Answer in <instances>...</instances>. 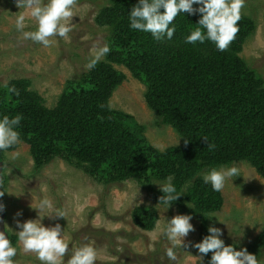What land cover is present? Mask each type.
Returning a JSON list of instances; mask_svg holds the SVG:
<instances>
[{"label": "trees", "instance_id": "16d2710c", "mask_svg": "<svg viewBox=\"0 0 264 264\" xmlns=\"http://www.w3.org/2000/svg\"><path fill=\"white\" fill-rule=\"evenodd\" d=\"M109 1L96 16L98 25L108 30L110 52L105 58L69 82L53 108L31 89L29 79L9 80L18 95L0 87V116L23 117L18 131L30 145L35 169L62 158L101 184L146 183L155 203L162 193L152 181L171 175L183 193L170 207L199 221L201 240L209 226L201 213L223 205L221 191H212L198 175L204 167L244 161L264 178V77L239 56L253 20L241 14L235 39L225 51H218L207 40L195 45L184 42L198 27V15L178 14L172 39L157 41L151 33L129 27V11L137 0ZM115 64L126 66L145 84L148 106L162 123L179 132L181 146L159 150L128 126L124 112L109 110L113 90L126 78ZM205 136L215 144L213 150ZM132 215L134 223L146 230L153 229L158 216L152 206H138ZM9 238L16 245L15 234ZM240 247L260 255L264 229ZM210 255H204L207 261Z\"/></svg>", "mask_w": 264, "mask_h": 264}, {"label": "rangeland", "instance_id": "374dc122", "mask_svg": "<svg viewBox=\"0 0 264 264\" xmlns=\"http://www.w3.org/2000/svg\"><path fill=\"white\" fill-rule=\"evenodd\" d=\"M108 4L109 0H77L71 19L72 30L64 38H50L53 43L44 48L25 40L15 30V17L20 11L25 12V31L34 30L35 22L27 11L19 9L16 0H0V84L11 79H29L31 89L44 98L46 106L53 108L68 83L79 80L88 71L84 67L88 58L107 43L108 30L98 25L96 16ZM241 14L253 20L254 28L239 56L247 67L264 77V0H245ZM114 66L126 78L111 94L112 108L124 112L128 126L155 148L181 146L183 140L181 137L178 141L179 132L172 125L162 123L156 111L148 106L145 84L126 66ZM0 152L4 165L1 185L12 193L5 192L2 196L8 236L19 230L16 219L23 222L37 218L35 208L39 200L48 198L66 215L55 220L45 216L44 225L60 223L70 244L92 242L97 249L96 264H169L163 257L168 242L160 235L164 221L177 214H190L181 213L176 207L164 211L150 197L146 183L118 180L101 184L58 157L35 169L30 145L22 140L15 148ZM17 152L19 156L14 155ZM233 163L239 166L242 176L226 181L221 190L223 205L212 212L221 222L215 217L208 220L209 225L221 228V238L226 245L234 244L238 248L250 244L264 229V178L244 161ZM207 169L204 167L198 175ZM162 181L154 179L151 185L159 189L154 183ZM137 201H140L138 205ZM138 206H152L157 210L153 229L146 230L134 223L132 214ZM17 211L22 215L16 217ZM190 216L195 231L185 240L199 242V221ZM16 246V264H40L35 254L25 253L17 242ZM199 255L202 254L190 245L187 248L181 245L175 264H208L207 258L203 256L200 261ZM256 256L264 264V247ZM67 258L66 255L65 264Z\"/></svg>", "mask_w": 264, "mask_h": 264}, {"label": "clouds", "instance_id": "9594fccd", "mask_svg": "<svg viewBox=\"0 0 264 264\" xmlns=\"http://www.w3.org/2000/svg\"><path fill=\"white\" fill-rule=\"evenodd\" d=\"M244 2L245 0H137L129 11V27L151 33L153 39L157 41L171 40L176 31L173 22L178 14L198 15L199 18L195 23L198 27L189 31L184 42L195 45L197 42L203 44L207 40L213 43L218 51H225L239 31L238 22L241 19ZM76 3L77 0H16L17 7L27 11L34 20L35 27L34 30L25 31V12L20 11L15 17V30L25 40H31L48 48L53 43L50 38H64L72 30L71 19L74 16ZM109 52L107 43L98 47L88 58L84 66L85 70L90 71L95 68ZM0 87L7 89L8 93L18 95L15 86L7 81L0 84ZM108 108L111 110L112 105L109 104ZM22 119L19 114L11 118L9 115L0 116V151L13 148L21 142L18 128ZM181 137H178V141ZM203 139L207 142L209 150L215 148V144L209 142L206 136ZM14 155L19 156V153ZM239 176H242L241 170L235 163L210 167L201 173L203 183L210 185L214 192H220L225 187L226 181L230 179L233 181ZM154 184L159 186L162 193L157 205L164 211L183 193L177 190L171 175L164 181ZM5 192L12 194L0 185V197ZM139 203L140 201L136 202L137 205ZM4 209L5 204L0 202V213ZM35 209L38 210L37 218L23 222L19 219L15 220L16 228L19 230L13 232L17 243L22 245L25 253L35 254L40 264H65L66 255L68 257L66 264H96L97 249L92 242L70 244L65 238L60 223L45 226L42 222L45 216L53 220L65 218L66 214L62 208L54 206L48 198H42ZM40 213L45 214L40 215ZM201 214L208 219L213 217L217 219L215 213ZM21 215L20 211L15 213L16 217ZM191 219L190 215L177 214L164 221L160 235L168 242V246L163 249V257L167 258L169 264L173 262L175 264L177 261V249H181V245L185 248L189 245L195 248L199 254H202L197 256L200 261L203 260L204 255L211 253L208 264H261L257 256L248 252L247 248H237L234 244L226 245L221 238L223 235L221 228L211 224L207 227V234L199 242L186 241L185 238L189 233L195 231ZM17 252L18 248L9 238L8 233L0 231V264H16L14 258Z\"/></svg>", "mask_w": 264, "mask_h": 264}, {"label": "water", "instance_id": "95a60500", "mask_svg": "<svg viewBox=\"0 0 264 264\" xmlns=\"http://www.w3.org/2000/svg\"><path fill=\"white\" fill-rule=\"evenodd\" d=\"M3 161L0 157V185H1V172L3 169ZM0 202H2V197H0ZM4 218H5V212L3 211L0 213V231H6L5 225H4Z\"/></svg>", "mask_w": 264, "mask_h": 264}]
</instances>
